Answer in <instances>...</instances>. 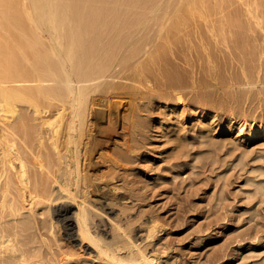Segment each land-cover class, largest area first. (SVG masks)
<instances>
[{
	"label": "bare ground",
	"instance_id": "bare-ground-1",
	"mask_svg": "<svg viewBox=\"0 0 264 264\" xmlns=\"http://www.w3.org/2000/svg\"><path fill=\"white\" fill-rule=\"evenodd\" d=\"M229 2L0 0V264H42L51 256L47 264H180V256L164 252L176 240L157 251L169 231L148 216V204L133 199L127 185L135 168L119 160L130 151L118 137L141 133L138 117L151 98L173 93L177 103L184 101L186 79L169 66L170 55L193 41L182 28L198 18L206 22ZM254 2L258 17L264 16V0ZM248 12H229L220 21L225 33L217 22L211 31L240 36L248 28L244 17H253ZM233 118L231 127L237 125ZM176 124L172 120L158 134ZM236 128L240 142L264 140V126ZM57 228L63 244L56 241Z\"/></svg>",
	"mask_w": 264,
	"mask_h": 264
},
{
	"label": "rangeland",
	"instance_id": "rangeland-1",
	"mask_svg": "<svg viewBox=\"0 0 264 264\" xmlns=\"http://www.w3.org/2000/svg\"><path fill=\"white\" fill-rule=\"evenodd\" d=\"M254 3V0H230L225 7L217 9V13L214 11L209 21L198 18L192 25L183 27L181 35L190 38L196 45L187 40L185 42L189 41L190 44L187 43L186 46L182 42L184 39L181 42L186 48L176 43L181 45H178L181 52H185L170 55L169 66L177 73L182 70L178 74L186 79V82L180 80L182 85L184 82L185 90L188 89L182 91L184 101L177 103L173 93L171 95L174 98L170 94L169 97L162 95L173 100H167V97L159 100L158 96L151 98L137 121L140 134L143 135L133 132L125 138L118 137V140L127 144L130 151L128 154L125 152L124 158L119 160L124 162L126 159L128 163L123 164L135 168L134 181L127 185L133 193V199L136 197L148 204V216L162 222L169 231V234L163 233L165 238L157 241L155 246L160 249H156L160 254L164 250L169 252L171 258L175 256L178 259L180 256V264H264V140L240 142L236 128L239 124L246 128L264 126V16L258 17L262 13ZM140 8L135 9L145 12ZM239 8L244 13L249 11L248 14L253 16L244 17L248 23V28L241 32L244 37L230 31L224 36L227 28L222 31L223 22L220 21L229 12ZM223 16L226 17L222 19ZM214 23L219 28L213 26ZM214 27L223 32L222 37L219 32L211 31ZM239 37L242 46L246 44L244 40L251 49H247V45L246 48L242 47L238 43ZM195 46L201 47L195 49ZM240 50L245 51V54L248 52V55H242ZM178 54L187 55V59L185 56L178 57ZM208 56L212 65L208 64ZM177 65L178 71H175ZM189 80L192 82L188 83ZM239 83L242 88L239 86L238 89ZM192 84H196L195 87H191ZM175 114L182 116L176 117ZM228 118L236 120L237 125L231 127ZM172 120L183 130L176 124L179 132L177 127H168V131L159 135L158 131L168 126ZM170 129L173 135L170 134ZM176 156L180 159L175 158ZM174 162L178 163L176 169H171L170 164ZM144 185V189L137 190V187ZM129 205V212H133L132 209L135 212L131 202ZM145 218L136 217L135 222L143 223ZM56 230V241L60 244L62 240L59 237L62 235H59L61 232L58 228ZM166 240H176L175 248L170 249L173 252L164 249L163 242ZM63 241L69 246L67 240ZM71 247L72 252L77 248ZM44 259L42 264H47L48 257ZM217 259L219 260L216 261Z\"/></svg>",
	"mask_w": 264,
	"mask_h": 264
}]
</instances>
